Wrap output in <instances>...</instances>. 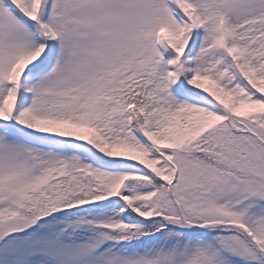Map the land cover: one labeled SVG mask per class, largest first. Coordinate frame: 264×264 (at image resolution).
<instances>
[{"label": "rangeland", "instance_id": "obj_1", "mask_svg": "<svg viewBox=\"0 0 264 264\" xmlns=\"http://www.w3.org/2000/svg\"><path fill=\"white\" fill-rule=\"evenodd\" d=\"M47 1L45 14L40 15L41 7L36 9L37 0H0V87L3 78L6 80L0 102V140L6 136L1 129L6 122L16 123L36 137L60 139L70 125L58 120L70 109L96 111L100 100L97 93L104 88L105 95V88L117 81L123 65L129 64L138 53L150 49L151 34L148 32L157 24L161 25L156 34L170 43L177 42L187 33L192 35L188 45L180 46L176 53L186 65L183 84L174 91L178 98L203 104L219 118L222 117L223 112L215 102L201 97L210 73L199 68L195 58L210 36L220 49V57L238 56L250 79L251 85H248L237 77L231 93L212 83V88L220 93L223 100L234 107L238 97L252 92L251 88L264 93V79L256 67L264 66V14L260 12L264 0H164V9L161 0ZM209 3L226 15L220 16L218 26L212 24L216 13H212ZM203 10H207L206 14H202ZM44 27L52 32V39L55 40L50 53L42 32ZM173 68L168 63L166 70L172 74ZM232 74L237 76L235 70ZM136 138L143 146L158 144L148 124ZM51 144L42 148L41 143L28 142L27 146H32L42 160L40 166L50 168L55 164L52 160L55 156L49 153L53 152ZM10 147L13 148V145ZM232 153L224 146L220 148L222 159ZM0 154L3 157L1 167L7 157H18V148L9 152L3 147ZM258 156V160L252 159L255 165L249 158L239 159L235 154L229 155L225 165L235 171L238 179L227 174L222 180H216L211 190H207L208 197L212 195L218 201L217 209L202 202L198 205V210H202L199 212L201 217L209 212L214 215L208 218L220 221L221 224L212 227L226 228L230 225L227 230H237L240 235H230L224 238V242L235 253L244 256L246 262L243 261V264H260L256 255H250L253 240L247 231L248 221L256 214L264 222V203L260 206V199L264 198V152ZM64 157L61 154V159ZM126 157L127 154L121 150H110L102 158L94 156L92 163L104 170H124L125 167H120L119 163L123 164ZM240 173L247 178L252 174L254 180H242L238 177ZM15 186L6 182L1 188L17 197L22 188ZM8 199L10 206H23L19 199ZM123 199L128 201L126 197ZM228 199L237 200L232 208ZM5 215H9L8 209H0V233L9 230L4 226L9 221V216L3 219ZM184 220L187 223V219ZM65 224H59L55 219L52 222L42 221L38 229L27 236L7 239L11 240L9 247L5 250L6 244L0 247V264H159L132 256L118 258L111 253H96L91 242L82 238L65 236L63 240H58L53 228ZM208 225L199 227L206 228ZM260 249L264 254V244L260 245ZM204 254L191 246L184 254L171 258L168 264H217L213 257Z\"/></svg>", "mask_w": 264, "mask_h": 264}, {"label": "trees", "instance_id": "obj_2", "mask_svg": "<svg viewBox=\"0 0 264 264\" xmlns=\"http://www.w3.org/2000/svg\"><path fill=\"white\" fill-rule=\"evenodd\" d=\"M209 6L213 14L218 9L211 3ZM260 12L264 14V3ZM163 47L166 56L174 61L176 48L168 43ZM148 56L149 52L144 53L137 60L140 66L132 68L129 85L123 91L113 92L112 98L102 102L99 110L71 111L61 117L72 124L65 140L56 143V147L63 146L69 153L66 168L56 158V173L49 176L45 167L38 165L31 148L23 144L31 137L17 128L10 131L14 139L0 143V148L16 144L13 146L18 148V157H7L0 167V209L9 211V221L4 226L14 231L27 228L34 217L48 216L47 222L55 219L59 224L66 223L67 237L91 243L98 240L107 254H125L149 263L168 264L169 259L194 246L213 257L217 264H238L224 242L226 234L220 230L210 231L218 229L212 227L217 220L208 218L213 213L207 212L201 217L198 205L202 202L217 209L218 201L212 195L208 197L207 190L227 174L238 179L235 171L225 165L229 155L258 160L264 150V94L254 89L251 98L238 97V102L231 107L218 91L207 85L202 97L213 100L225 110L220 119L203 105L184 102L171 93V86L179 87L182 83L183 62H176L177 70L168 83L163 65L155 66ZM196 58L199 67L210 72V80L227 93L235 86L230 69L236 68L240 77L249 81L237 57H233L229 65L216 57L211 38L206 40ZM256 67L264 79V66ZM144 119L158 138L157 147L143 148L132 134V129H143ZM81 126L93 129L94 133ZM222 146L234 154L222 159ZM88 150L99 156L109 150L127 153L126 170L98 169L89 162ZM252 162L255 164V160ZM88 173L93 174L92 179ZM240 174L238 177L242 180H254L252 174L248 178ZM121 178L124 186L116 192V183ZM6 182L21 187L22 192L15 197L2 189ZM173 193L181 205L183 220L176 214ZM123 196L129 202H125ZM9 197L19 199L23 206L8 205ZM234 199H228L230 206L237 201ZM261 219L256 214L249 221V227L253 239L264 244ZM207 223L206 228L199 227ZM58 226L53 228L54 232ZM11 237L17 238L12 235L9 239ZM8 241L2 245L6 244L4 250L10 245L11 240ZM222 243L225 244L220 255L216 245Z\"/></svg>", "mask_w": 264, "mask_h": 264}]
</instances>
